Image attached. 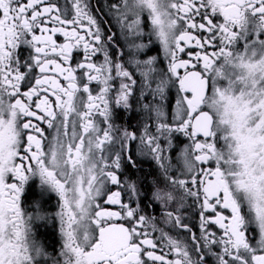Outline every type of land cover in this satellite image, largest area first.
Masks as SVG:
<instances>
[{"label": "snow or ice", "instance_id": "6c2138e0", "mask_svg": "<svg viewBox=\"0 0 264 264\" xmlns=\"http://www.w3.org/2000/svg\"><path fill=\"white\" fill-rule=\"evenodd\" d=\"M102 11L0 0V264L46 255L40 204H21L32 180L60 200L53 264H264V0H111L114 25ZM134 105L155 131L116 123ZM136 155L158 166L159 217L125 175Z\"/></svg>", "mask_w": 264, "mask_h": 264}, {"label": "flooded vegetation", "instance_id": "af4514ba", "mask_svg": "<svg viewBox=\"0 0 264 264\" xmlns=\"http://www.w3.org/2000/svg\"><path fill=\"white\" fill-rule=\"evenodd\" d=\"M93 8L95 9L98 4L102 6L104 11L97 13L98 17L111 20L113 25L115 21L111 14L104 15L107 11V6L111 0H91ZM113 31L118 33L119 27L115 26ZM62 39V38H61ZM146 42V41H145ZM79 58V54H76ZM150 57H158V66L166 67L167 60L162 51H158V45H148L141 54V58L148 59ZM162 61L163 63H160ZM178 99L175 87H172L166 93V98L163 101L165 110L171 114L176 108V101ZM116 123L122 127H127L129 130H143V125L148 123L152 131H155V121L148 119V114L141 109L140 105H134L131 111L117 110ZM174 145L177 150L187 143L186 137L180 133L174 134ZM132 150L135 152V142L132 145ZM136 167L125 169V175L132 177L138 182L140 191L139 200L142 204L151 205L148 208L150 214L159 217L163 211V205L153 199L154 186L152 181L159 180L160 172L156 162L150 156H135ZM160 186L163 187V181H160ZM115 190V189H114ZM40 204V218H34L31 224L33 236L37 243L43 248L46 255L39 257L41 264H53L54 259L57 257L58 250L61 248L63 239L60 231V221L58 213L60 211V200L55 192L42 190L38 180H32L25 187V191L21 197V204L26 212L31 213L36 202ZM190 221L194 218L189 214ZM211 264V261H210Z\"/></svg>", "mask_w": 264, "mask_h": 264}, {"label": "rangeland", "instance_id": "374dc122", "mask_svg": "<svg viewBox=\"0 0 264 264\" xmlns=\"http://www.w3.org/2000/svg\"><path fill=\"white\" fill-rule=\"evenodd\" d=\"M31 222H32V221H31ZM60 251H61V248H59V250H58V254H57V257H56V258L59 257Z\"/></svg>", "mask_w": 264, "mask_h": 264}]
</instances>
